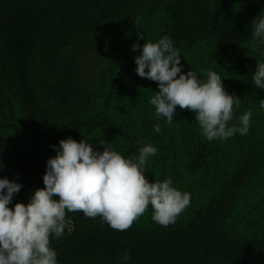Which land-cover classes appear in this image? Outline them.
<instances>
[{
  "label": "trees",
  "instance_id": "16d2710c",
  "mask_svg": "<svg viewBox=\"0 0 264 264\" xmlns=\"http://www.w3.org/2000/svg\"><path fill=\"white\" fill-rule=\"evenodd\" d=\"M260 14L264 0H0V179L22 185L9 207L44 188L69 137L101 152L103 139L125 158L152 144L149 181L191 194L167 227L151 205L126 231L67 212L64 234L50 237L58 264H264V89L252 80L264 43L251 47ZM164 36L183 73L214 71L239 96L231 124L252 111L246 135L208 141L179 106L171 124L156 116L158 83L138 76L132 46Z\"/></svg>",
  "mask_w": 264,
  "mask_h": 264
},
{
  "label": "clouds",
  "instance_id": "9594fccd",
  "mask_svg": "<svg viewBox=\"0 0 264 264\" xmlns=\"http://www.w3.org/2000/svg\"><path fill=\"white\" fill-rule=\"evenodd\" d=\"M252 24L251 47L255 51L256 40L264 43V14ZM139 38L145 39L143 33ZM132 51H140L135 57L138 76L158 83L159 91L149 100L157 117L171 124L177 106L194 112L208 141L248 133L252 111L240 115L238 124H231L234 109L241 104L239 96L230 95L214 71L203 73L206 80L191 70L183 73L180 51L168 36L142 46L134 44ZM252 80L256 88L264 89V62H257ZM260 106L264 108V100ZM154 131H161L160 124L154 125ZM99 143L104 145L102 152L84 139L60 140L56 156L47 161L44 188L32 192L26 204L17 202L9 207L22 185L0 179V264H58L50 237L64 234L67 212L99 216L112 229L126 231L149 205L153 221L165 227L174 224L190 205L191 194L173 187L171 179L150 182L146 177L149 157L157 153L152 144L141 147L138 156L125 158L105 140ZM129 259L125 250L123 260Z\"/></svg>",
  "mask_w": 264,
  "mask_h": 264
}]
</instances>
